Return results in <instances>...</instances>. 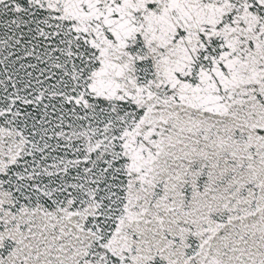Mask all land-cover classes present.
Returning a JSON list of instances; mask_svg holds the SVG:
<instances>
[{"label":"snow or ice","instance_id":"snow-or-ice-1","mask_svg":"<svg viewBox=\"0 0 264 264\" xmlns=\"http://www.w3.org/2000/svg\"><path fill=\"white\" fill-rule=\"evenodd\" d=\"M0 264H264V0H0Z\"/></svg>","mask_w":264,"mask_h":264}]
</instances>
